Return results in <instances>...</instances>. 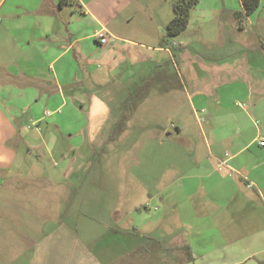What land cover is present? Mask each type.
Segmentation results:
<instances>
[{
    "label": "crops",
    "instance_id": "obj_1",
    "mask_svg": "<svg viewBox=\"0 0 264 264\" xmlns=\"http://www.w3.org/2000/svg\"><path fill=\"white\" fill-rule=\"evenodd\" d=\"M59 1L0 0V182L28 171L25 163L32 158L38 164L44 155L52 156L60 137L65 143L62 171L80 176L87 168V142L95 134L117 140L141 114L176 106L181 91L188 93L184 75L195 82L193 94L187 95L190 105L207 113L206 146L194 149L196 162L182 172L180 190L170 186L169 195L146 194L150 202L164 205L175 196L179 217L172 215L155 228L139 227L123 211L122 181L112 187L106 211L93 218L89 197L54 200L68 209L53 217L47 231L36 227L35 235L23 236L20 247L29 249L25 264H264L262 0L242 27L235 17L241 0H199L188 26L176 36L181 46L174 49L166 37L171 16L157 23L156 6L150 3ZM131 6L134 11L123 17ZM140 11L148 13L147 21L139 20ZM214 13L223 24L231 18L239 28L257 27V40L249 43L258 42L259 50L239 61L245 66L241 77H236L242 70L236 62L223 68L203 62V52L188 51V42L199 41L193 32ZM101 28L110 36L106 44L95 37ZM193 60L208 66L207 77L197 67L191 69ZM222 97L226 104L218 107ZM241 98L244 107L229 106ZM65 106L66 114L53 116ZM183 128L174 123L162 131L169 135ZM80 149L85 151L76 152ZM29 178L38 181L37 175ZM28 182L24 194L30 188L32 196L42 195ZM68 190L74 194L76 187L69 184ZM133 210L140 211L141 205ZM169 241L173 249L184 248V254L168 248Z\"/></svg>",
    "mask_w": 264,
    "mask_h": 264
},
{
    "label": "rangeland",
    "instance_id": "obj_2",
    "mask_svg": "<svg viewBox=\"0 0 264 264\" xmlns=\"http://www.w3.org/2000/svg\"><path fill=\"white\" fill-rule=\"evenodd\" d=\"M234 1L237 2V0ZM140 2L156 6L154 19L157 23L159 19H168L169 15L172 18L174 15L176 0H142ZM146 9L150 12L148 7ZM261 9L264 10V0H262ZM131 11H134V6L128 8L123 13V17H127ZM259 12L255 15V19ZM147 14V12L140 11L139 20L147 21L149 18ZM235 24L231 18L223 24L218 19V14L214 13L211 19L202 23L196 32H193L199 41L188 42V51L194 52L195 55L198 52H203L204 55L200 58L203 62L223 68L228 62H236V65L242 67V70H237L236 77H241L245 66L239 64V61L244 55L257 54L260 44L258 42L249 43L257 40V27L249 25L248 28H239ZM166 37L171 43L172 49L181 46L179 37H168L167 35ZM196 61L191 62V69L197 67L200 69V73L207 77L208 66L202 64L199 66ZM191 78L188 76L187 79V76L184 75L186 81L184 86L187 85L188 93L181 91L182 97L177 100L176 106L156 107V112L152 116L146 113L141 114L133 128L129 129V132L120 134L121 136L117 140L113 138L107 141L99 132L94 135L92 140L88 139L87 168L83 169L80 176L76 172L67 175L62 171L65 161L61 158L63 149L60 151V148H63L65 143L60 137L59 145L55 147L52 156L44 155L38 164H35L32 158L33 161L25 163L28 171H20L19 176H14L13 173L4 182V177H2L0 182V264H9L10 259L14 260L11 264H16V262L25 264L29 249L25 245L20 247L24 242L23 236L28 233L35 235L37 229L47 231V226L51 224L53 217L58 216L59 211L68 209L67 204L63 205L62 203L63 206L59 207V202L54 204V200L63 199L66 201L65 203H68L69 199L77 201L81 196L89 197L93 203L92 206L89 204L88 209H90L89 214L93 218L95 215L103 213V208L106 211L110 205L106 202H109V195L113 191L112 187L118 181H122L124 184L123 211L129 214V219L136 221L139 227L146 224L147 227L155 228L159 222L171 221L172 215L179 217V204L176 203L175 196L169 198V205H164L160 202H150V197H146V194L147 192L162 191L163 194L169 195L170 186L180 190V184L183 183L182 172L196 162V158L193 159L194 149L204 150L206 146L203 134L208 126L205 122L207 113L199 105L194 107L190 105L187 95L193 94L192 88L195 86V82ZM220 94H223L222 90H220ZM233 94L236 95V93ZM232 101L235 104L236 101ZM237 101L240 103L236 106L233 104L229 106L240 109L244 105L243 98ZM218 103H222L218 107H224L226 101L222 97ZM67 109L66 106L61 108V113L53 116L64 115ZM79 122L72 127V131L82 124L81 120ZM174 123L184 128L181 132L172 131L169 135H164L162 126L169 127ZM78 141V139L75 140V142ZM79 151L84 152L85 149L76 152ZM33 175L38 176V181L28 182L31 179L29 177ZM27 182L29 187L33 186L31 189L36 187H38V191L42 189V195L32 196L30 188L27 194H24L25 189H28L25 186ZM69 184H74L76 187L74 194L69 191L70 189L67 192ZM106 197L108 201L105 200ZM135 205H141V210L134 211L133 206ZM92 218L89 221L94 223ZM82 220L86 219H80V221ZM65 221L70 220L66 219ZM41 224H44L45 228H40ZM36 227L38 228L36 229ZM166 246L177 254L185 252L184 248H180L178 245V250L173 249L171 241Z\"/></svg>",
    "mask_w": 264,
    "mask_h": 264
},
{
    "label": "trees",
    "instance_id": "obj_3",
    "mask_svg": "<svg viewBox=\"0 0 264 264\" xmlns=\"http://www.w3.org/2000/svg\"><path fill=\"white\" fill-rule=\"evenodd\" d=\"M60 5L73 2V0H60ZM199 0H176L174 15L166 25V35L174 37L180 34L189 24L192 8ZM261 0H241V8L235 12L239 27H242L244 20L254 13L260 5Z\"/></svg>",
    "mask_w": 264,
    "mask_h": 264
},
{
    "label": "built area",
    "instance_id": "obj_4",
    "mask_svg": "<svg viewBox=\"0 0 264 264\" xmlns=\"http://www.w3.org/2000/svg\"><path fill=\"white\" fill-rule=\"evenodd\" d=\"M95 37L97 38V40L101 43V44H106L109 42L110 40V36L109 33L107 32L106 29L101 28L99 30H97ZM261 145H264V139L261 140L260 142Z\"/></svg>",
    "mask_w": 264,
    "mask_h": 264
}]
</instances>
